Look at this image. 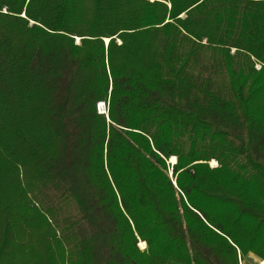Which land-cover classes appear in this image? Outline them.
I'll list each match as a JSON object with an SVG mask.
<instances>
[{"label": "trees", "instance_id": "16d2710c", "mask_svg": "<svg viewBox=\"0 0 264 264\" xmlns=\"http://www.w3.org/2000/svg\"><path fill=\"white\" fill-rule=\"evenodd\" d=\"M249 254L264 0H0V264Z\"/></svg>", "mask_w": 264, "mask_h": 264}, {"label": "rangeland", "instance_id": "374dc122", "mask_svg": "<svg viewBox=\"0 0 264 264\" xmlns=\"http://www.w3.org/2000/svg\"><path fill=\"white\" fill-rule=\"evenodd\" d=\"M76 40L78 41V38ZM105 42H107V39L105 40ZM232 52H233V50H231V53ZM256 68H259V65L258 64L256 65ZM215 163L217 164V162H215ZM209 165L210 166H215V165H212V160L209 162ZM139 246H140V248H144L145 247V243H144V246L143 247L140 244H139ZM259 260L260 259L258 257L254 256L252 254H249L247 257H245L244 259H242L239 264H257V262Z\"/></svg>", "mask_w": 264, "mask_h": 264}, {"label": "built area", "instance_id": "2783aa9c", "mask_svg": "<svg viewBox=\"0 0 264 264\" xmlns=\"http://www.w3.org/2000/svg\"><path fill=\"white\" fill-rule=\"evenodd\" d=\"M105 109H106L105 102H98V104H97L98 112H105Z\"/></svg>", "mask_w": 264, "mask_h": 264}, {"label": "water", "instance_id": "95a60500", "mask_svg": "<svg viewBox=\"0 0 264 264\" xmlns=\"http://www.w3.org/2000/svg\"><path fill=\"white\" fill-rule=\"evenodd\" d=\"M169 162H170L171 164L175 163V161L172 162L170 159H169ZM216 165H217V164H216Z\"/></svg>", "mask_w": 264, "mask_h": 264}, {"label": "bare ground", "instance_id": "6f19581e", "mask_svg": "<svg viewBox=\"0 0 264 264\" xmlns=\"http://www.w3.org/2000/svg\"><path fill=\"white\" fill-rule=\"evenodd\" d=\"M261 261H263V262H264V260H261Z\"/></svg>", "mask_w": 264, "mask_h": 264}]
</instances>
